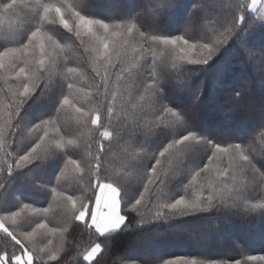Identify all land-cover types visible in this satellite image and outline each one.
<instances>
[{"label":"snow or ice","instance_id":"1","mask_svg":"<svg viewBox=\"0 0 264 264\" xmlns=\"http://www.w3.org/2000/svg\"><path fill=\"white\" fill-rule=\"evenodd\" d=\"M232 2L238 15L231 22L220 23L214 18L215 28L194 39L191 20L200 4L189 13L185 33L177 35L161 31L155 21L162 12L179 8L180 0H138L131 13L108 21L85 14L87 0H0V78L5 84L0 89V151L4 152L0 190L9 193L32 169L43 168L48 161L58 163L53 178L60 181L63 177L65 183L63 190L59 185L48 189L35 181L32 184L59 198L57 207L63 210L59 227L48 219L51 205L35 207L19 197H14L11 205L0 202V264H63L67 241L58 245L54 238L72 227L80 229L81 237L72 245L74 264H101L105 254L113 255L108 235L133 227L131 212L140 217L136 224L143 225L243 206L247 212L259 211L264 224V170L257 166L264 161V150L257 153L251 144L210 138L192 126L194 115L189 109L160 103L163 82L193 66L209 64L237 34L238 26H243L241 31H252L259 20L264 29V0ZM149 18L152 25L146 23ZM74 51L86 55L92 65L94 75H89L87 84L83 82L84 69L72 60ZM144 65L150 68L147 79L141 71ZM125 82L131 91L117 108ZM241 97L237 94L236 99ZM40 103L49 108L45 113L48 119L43 115L29 119ZM131 109L150 113L154 119L147 126L140 120L128 124L126 111ZM25 129L27 141L18 146L16 137L23 136ZM84 129L90 135L82 152ZM157 129L173 133L158 152L127 147L120 170L109 166L114 145H142L140 137L153 135ZM257 131L264 139V107L253 129ZM190 150L201 156L200 166L194 169L187 163ZM173 161L179 162L177 168L161 176L165 162ZM69 167L77 173L71 178L67 176ZM185 173L190 178L184 194L170 202L164 199V187ZM136 185L143 191L126 204L125 194ZM157 186L160 190L153 191ZM249 186L260 190L259 200L248 198ZM142 205L150 215L140 212ZM246 262L264 264V255H248ZM113 264H124V257H115ZM144 264L158 262L145 260ZM162 264L197 261L181 257ZM208 264L242 262L226 259Z\"/></svg>","mask_w":264,"mask_h":264},{"label":"trees","instance_id":"2","mask_svg":"<svg viewBox=\"0 0 264 264\" xmlns=\"http://www.w3.org/2000/svg\"><path fill=\"white\" fill-rule=\"evenodd\" d=\"M123 1L87 0L88 4L83 11L85 14H91L108 21L119 18L125 13H131L133 6L138 2V0H131L132 8L128 9L124 6ZM197 4H200L201 8L191 20V36L194 39L205 37L215 28L214 18L220 23H229L238 15L236 4L232 0H180L179 8L170 12H162L155 23L165 33L184 34L190 23L189 13ZM170 18H174L175 22L167 23L166 20ZM146 23L152 25L153 21L149 18ZM260 23L262 22L258 20L256 28L252 31H241L243 26H238L237 34L209 64L193 66L191 70L181 73L177 77L174 76L170 81L163 82L160 99L162 105L177 110L189 109L207 130L193 121L192 126L210 138L241 142L246 146L251 144L257 153L264 150V139H261L260 132H253L258 123L259 111L264 107V84L259 85L253 81L249 86H246L244 75L252 78L254 73H257L264 79V29H261ZM71 56L75 65L84 69L83 82L87 84L89 75H94L88 57L79 55L78 51H74ZM229 65H231L230 71L227 72L226 69ZM187 67L189 66L185 65V68ZM137 70L133 69V72ZM149 70L148 65H144L141 69L145 79H147ZM4 87V81L0 78V89ZM120 91L124 95L118 96L117 108L124 104L131 87L125 82L121 85ZM248 91H251L250 97L244 98ZM237 94H242L239 101L236 99ZM211 104L220 109L210 110L208 106ZM250 107H254L253 111H248ZM48 111L49 108L45 104H37L29 119L40 115H43L44 119H48V115H45ZM52 115L55 116V113ZM126 116L127 123L133 125L137 120H140L143 125L147 126L154 119L150 113L144 115L137 109L127 110ZM222 116H225L227 120H222ZM245 119L255 123L249 130H243L246 125L243 123ZM234 130L238 132L234 134ZM65 131H70V129L65 127ZM82 131L81 150L83 152L90 133L87 129ZM27 137L28 133L25 129L23 136L16 137L17 145L22 146L23 142L27 141ZM172 137V130L157 129L153 135L140 137V140L143 141L142 145L131 142L127 146L124 144L114 145V150L109 157V166L117 171L120 170L121 156L127 147H132L136 151H140L142 147L145 153L158 152ZM253 137L255 138L254 144L252 143ZM8 143H12L11 139L8 140ZM2 159H4V152L0 151V160ZM178 163V161H173L171 164L165 162L161 176L164 172L174 171ZM187 163L189 168L194 169L200 166L201 156L195 150H190ZM257 166L264 170V161H260ZM58 167L57 162L48 161L45 163V167L32 169V173L24 178L23 182L18 181L9 193L5 194L3 190H0V202L7 201L11 205L15 203L14 197H19L23 203H29L35 207L51 205L48 219L53 226H62L63 210L57 207L59 198H53L49 192L40 191L32 185L35 181L36 184L45 185L48 189L53 185H59L63 190L65 187L64 178L62 177L60 181L53 178ZM76 174L69 167L67 176L71 178ZM189 178L190 175L185 173L166 185L163 198L170 202L182 196L184 186ZM240 180L241 178L238 177L237 182L239 183ZM159 190L158 186L153 189V191ZM142 191V187L136 185L125 194L124 202L127 204L133 201ZM246 194L249 199L256 198V200H259L261 195L260 190L253 186H249ZM205 195H207L206 191ZM140 212L145 216L151 214L143 205L140 206ZM139 219L140 217L135 212H131L129 222L133 227L125 226L116 233L108 235L113 255L105 254L101 259V264H113V260L117 256L124 257V264H144L145 260L162 264L164 260L181 257L187 260L194 259L197 264H208L211 261L226 259L240 260L242 264H255V262H246V257L248 255H264V227L254 229L248 227L256 225L261 220L260 213L259 211L247 212L243 206L228 211L194 212L166 221H149L143 225L136 224ZM237 225L240 226L239 229H237ZM245 235L251 238L250 243L243 242ZM0 237H3V233H0ZM80 238V229L75 227L69 228L68 233L63 236L57 235L54 238L58 245L64 243L65 239L67 241V254L62 256L63 264H74L75 253L72 251V245Z\"/></svg>","mask_w":264,"mask_h":264},{"label":"rangeland","instance_id":"3","mask_svg":"<svg viewBox=\"0 0 264 264\" xmlns=\"http://www.w3.org/2000/svg\"><path fill=\"white\" fill-rule=\"evenodd\" d=\"M249 1V3L251 2V0H248ZM124 2V6L126 7V8H132V6H131V0H124L123 1ZM101 5H103V4H101ZM104 6V5H103ZM258 8H259V5L257 6ZM166 22L167 23H174L175 22V19L173 18V19H168V20H166ZM230 66L231 65H229V67H227V72H229L230 71ZM253 78V79H252ZM249 77V76H247V75H244V84L246 85V86H249L253 81H255V82H257V84H259V85H261V84H264V79H263V77H259L258 75H257V73L255 74L254 73V75H253V77ZM250 94H251V91H248L246 94H245V97L244 98H249L250 97ZM174 95V94H173ZM209 107V109L210 110H216V109H220L218 106H216V105H213V104H211L210 106H208ZM253 109H254V107H250L249 108V110L248 111H253ZM224 112V111H223ZM224 114H225V112H224ZM227 120V118H225V116H222V120ZM242 119H244V118H242ZM228 120H230V119H228ZM244 122V124H246L245 125V128L243 129V130H249L250 128H252L253 126H254V124L255 123H253V122H250V121H247L246 119L245 120H243ZM193 122H195V123H198V124H200L201 125V127L203 128V129H205V130H207V128L206 127H204L203 126V124L200 122V120L198 119V118H196V117H194V119H193ZM242 130V131H243ZM216 132H219V131H216ZM238 131L237 130H234L233 131V133L234 134H236ZM237 227V229H239V225H237L236 226ZM249 227V229H254V228H256V227H264V224H262L261 223V220H259L258 221V223H256V225H249L248 226ZM243 242L244 243H250L251 242V238L248 236V235H245L244 237H243Z\"/></svg>","mask_w":264,"mask_h":264}]
</instances>
